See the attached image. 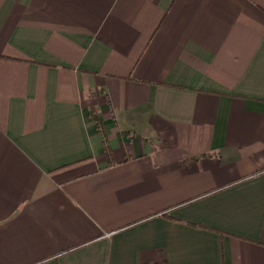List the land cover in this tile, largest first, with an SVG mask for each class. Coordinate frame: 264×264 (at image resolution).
Segmentation results:
<instances>
[{
  "label": "crops",
  "instance_id": "crops-1",
  "mask_svg": "<svg viewBox=\"0 0 264 264\" xmlns=\"http://www.w3.org/2000/svg\"><path fill=\"white\" fill-rule=\"evenodd\" d=\"M0 264H264V0H0Z\"/></svg>",
  "mask_w": 264,
  "mask_h": 264
},
{
  "label": "trees",
  "instance_id": "trees-1",
  "mask_svg": "<svg viewBox=\"0 0 264 264\" xmlns=\"http://www.w3.org/2000/svg\"><path fill=\"white\" fill-rule=\"evenodd\" d=\"M94 115V117L97 119V115L96 114H93Z\"/></svg>",
  "mask_w": 264,
  "mask_h": 264
}]
</instances>
